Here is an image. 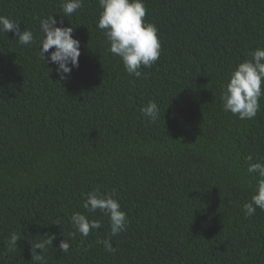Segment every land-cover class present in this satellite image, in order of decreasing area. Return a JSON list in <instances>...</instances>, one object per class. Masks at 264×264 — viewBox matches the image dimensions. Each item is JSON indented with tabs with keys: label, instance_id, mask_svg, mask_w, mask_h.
<instances>
[{
	"label": "trees",
	"instance_id": "16d2710c",
	"mask_svg": "<svg viewBox=\"0 0 264 264\" xmlns=\"http://www.w3.org/2000/svg\"><path fill=\"white\" fill-rule=\"evenodd\" d=\"M61 2L0 0V15L34 35L22 46L0 33V264H39L32 248L49 236L46 264H264V211L243 209L256 183L246 168L264 163V96L252 120L220 99L236 65L264 48V0H144L161 55L140 78L108 51L98 0L70 16ZM52 15L80 43L64 81L38 55ZM153 100L149 122L141 108ZM93 190H115L128 217L111 254L97 243L108 218L82 207ZM77 212L101 227L73 235Z\"/></svg>",
	"mask_w": 264,
	"mask_h": 264
},
{
	"label": "clouds",
	"instance_id": "9594fccd",
	"mask_svg": "<svg viewBox=\"0 0 264 264\" xmlns=\"http://www.w3.org/2000/svg\"><path fill=\"white\" fill-rule=\"evenodd\" d=\"M83 0H62L61 11L64 16H70L82 8ZM101 11L98 15L97 28L103 30L108 51L118 57L129 76L140 78L141 67L151 68L161 55V43L158 29L152 23L145 21L147 9L144 0H98ZM55 15L42 18L39 23L42 38L39 40V57L44 63L55 65V72L59 80L64 81L73 69L79 67L80 43L73 38L72 27H57ZM13 33L18 43L28 46L34 43V35L30 30H20V26L7 16L0 15V33ZM52 51H49V50ZM251 59H246L236 65L231 71L225 84L221 86L220 99L225 112L237 116L240 120H252L256 117L260 105L259 99L264 96V48H256L250 52ZM142 116L154 122L160 117L157 102L149 101L141 108ZM252 156L247 157L251 161ZM246 172L256 178L255 189L249 202L243 205L248 217L256 213L257 208L264 211V163H249ZM115 190L110 194H101L93 190L86 194L82 207L90 213L99 211L109 221V238L97 243L103 244L108 253L116 251L111 244V237L127 230L128 217L121 211L120 204L114 199ZM70 223L77 232L87 237L92 230L99 229L101 224L96 220H89L81 213H73ZM54 237L38 242L32 248L35 260L39 264H46L43 250L52 245ZM20 236L10 233L9 248L17 247ZM70 244L66 240L59 243L62 253L69 251ZM40 253L36 254L35 250Z\"/></svg>",
	"mask_w": 264,
	"mask_h": 264
}]
</instances>
